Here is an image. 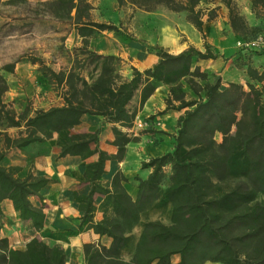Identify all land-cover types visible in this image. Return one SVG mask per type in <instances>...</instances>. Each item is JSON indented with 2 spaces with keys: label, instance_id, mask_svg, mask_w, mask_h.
<instances>
[{
  "label": "trees",
  "instance_id": "16d2710c",
  "mask_svg": "<svg viewBox=\"0 0 264 264\" xmlns=\"http://www.w3.org/2000/svg\"><path fill=\"white\" fill-rule=\"evenodd\" d=\"M201 1L116 0L119 7L129 5L146 13L164 7L184 15L202 32ZM221 1L229 10L230 30L239 39L264 33L261 23H248L234 0ZM5 2L31 5L29 0ZM34 4L36 15L43 10L74 25L84 37L95 29H106L132 39L118 24L94 21V6L88 0ZM250 8L254 18H263L264 0H250ZM212 16L211 13L209 19ZM147 17L150 22L158 21L151 15ZM78 49L83 60L75 59L70 69L59 71L41 57L25 58L38 65L39 82L57 89L65 101L61 106L39 109L32 116L23 112L17 117L6 109L3 97L9 84L0 71V217L2 201L10 199L28 227H43V206H34L30 197L39 195L49 179L32 173L19 177L18 168L4 167L1 162L12 148L44 141L56 133L60 157L88 159L98 155L97 160L86 164L84 180L92 185L91 198L96 191L105 193L100 204L103 219L94 226L111 242L108 246L86 244V264H264V70L251 65L254 57L264 56V51L239 49L235 55V62L246 73L244 85L236 81L224 83L196 64L218 57L208 45L204 51L190 45L179 53L158 44L148 46L158 55L157 63L144 71L133 67L127 79L119 72V56L101 55L86 46ZM14 69L13 63L3 67L11 73ZM160 84L169 86L165 111L184 110L176 131L166 134L170 136L171 149L143 162L144 169L152 170L145 178L136 177V197L116 179L112 190L104 189L100 181L109 156L98 147L100 130L73 133L71 129L86 114L104 116L114 124L121 154L128 138L116 124L131 126L137 114V108L132 107L137 94L142 107ZM8 127L25 130L10 136L5 130ZM92 210L90 203L88 211ZM6 246L7 240L2 239L0 264L66 261L64 247L39 237L31 238L23 249ZM175 256L179 259L174 263Z\"/></svg>",
  "mask_w": 264,
  "mask_h": 264
},
{
  "label": "crops",
  "instance_id": "0c3cea01",
  "mask_svg": "<svg viewBox=\"0 0 264 264\" xmlns=\"http://www.w3.org/2000/svg\"><path fill=\"white\" fill-rule=\"evenodd\" d=\"M89 2L94 6L91 10V15L96 16L94 21L113 22L118 25L123 21L116 0H89ZM206 5L210 7L204 9L203 6ZM216 7L224 11L226 6L221 0L201 1L200 8L203 11L202 19L204 21L202 32L188 22L184 15L170 11L176 20L173 24L155 25L159 36L156 37L154 43L167 48L171 53H179L190 45L204 51L205 46L208 45L218 54V57L196 62L202 70L214 67L217 71L220 67L224 74L232 65H235V70H237L239 66L235 62L236 56L230 57V55L238 51L234 41L239 38L230 30L228 17L209 20L207 12ZM205 11L207 12L204 13ZM177 15H181V17L179 18ZM207 20L208 23H206ZM256 23H261L264 26V16L261 19H254L253 16V24ZM181 33L187 38L182 45L179 44ZM66 39L78 48L86 46L88 50L101 55L119 56L118 67L123 79L131 76L133 67L144 71L157 63L159 59L158 55L150 51L146 44L122 38L114 31L106 29H95L92 35L84 37L79 34L74 25H71ZM251 65L264 70V56L254 57ZM24 67V64L16 63L15 73L21 75L19 72ZM61 69L67 68L60 67L57 71ZM245 81L246 79H241L240 83ZM168 94L169 86L160 84L142 107L139 106V94H137L132 102V107L137 108L132 125L116 124L128 138L121 154L119 153L120 146L115 141L114 124L107 121L104 116L86 114L82 117L81 123L71 129L73 133H94L100 130L98 147L109 156L100 181L104 189L112 190L113 181L116 179L120 186L124 187L130 195L136 197L138 191L136 177L145 178L152 170L144 169L143 162L171 149L170 136L166 134H173L176 131L177 120L184 110L169 109L165 111ZM55 101L46 109L61 106L65 102L61 95H55ZM137 120L147 122V125L132 133ZM60 151L55 133L44 141H36L21 148H12L3 158L1 164L4 167L18 168L17 176L25 177L32 173L36 176L46 177L49 182L40 190L39 195L30 197L34 206H43L45 213L43 227L39 230L27 226L19 217L10 199L2 201L0 242L2 239H6L7 248L23 249L31 238L39 237L47 243L60 244L64 247L66 251L65 264H86L84 252L86 244L108 246L111 242L110 237L102 235L99 229L94 226L103 219L100 204L105 198V193L96 191L91 198L92 185L84 180L86 164L97 160L98 155H93L88 159L72 155L60 157ZM90 203H92L93 210L89 212ZM178 259L175 256L173 262H177Z\"/></svg>",
  "mask_w": 264,
  "mask_h": 264
},
{
  "label": "rangeland",
  "instance_id": "374dc122",
  "mask_svg": "<svg viewBox=\"0 0 264 264\" xmlns=\"http://www.w3.org/2000/svg\"><path fill=\"white\" fill-rule=\"evenodd\" d=\"M34 3V1H31V5H13L6 3L5 0H0V71L4 73L9 84V89L5 92L3 100L6 109L12 110L17 117L23 112H27L28 116H32L37 110L46 109L56 102L55 95H60L59 91L51 85L39 82L38 65L26 61V57H41L56 70L60 67L68 69L75 59L83 60L82 58H84L78 47H75L66 39L71 29L70 23L57 20L51 17L50 14L43 12V10H41V15H36L37 6ZM234 3L238 12L246 18L249 24H253L250 1L234 0ZM209 7V5L203 6L204 9ZM118 11L123 18L119 25L123 32L132 38L126 37L125 39L134 40L147 46L157 44L154 43L156 37L159 36L155 23L173 24L176 20L174 15H171L170 11L164 7H160L152 13H146L125 5L119 7ZM211 13L213 15L211 19L213 20L225 16L229 19L227 7L224 11L219 7L208 11V18ZM262 13L264 12L262 11ZM149 15L153 16L155 21H158L155 23L150 22L149 17H147ZM177 16L181 17V15ZM91 17L92 19L96 18L92 15ZM206 23H208V20ZM186 39L185 35L181 33L179 44L182 45ZM234 44L238 49L237 52H239L237 40L234 41ZM237 52L230 55V57L236 55ZM12 63L15 66L16 63L24 64V69L19 72L21 75L16 74L15 69L13 73L3 70L5 65ZM219 68L217 71L214 67L207 69V71L214 73L216 77H220L224 83L232 80L240 82L241 79H246L245 71L239 67L235 70V65H232L224 74L222 69ZM90 69L91 67L88 70ZM87 72L85 73L87 74ZM242 84L246 85V81ZM5 130L10 136H17L25 130V127H8ZM217 138L219 141L222 139L221 136Z\"/></svg>",
  "mask_w": 264,
  "mask_h": 264
},
{
  "label": "built area",
  "instance_id": "2783aa9c",
  "mask_svg": "<svg viewBox=\"0 0 264 264\" xmlns=\"http://www.w3.org/2000/svg\"><path fill=\"white\" fill-rule=\"evenodd\" d=\"M237 46L240 50H251L257 49L264 51V33L258 34L257 36L250 39H238ZM147 125V122L142 120H137L134 123V128L132 129V133L135 131L144 128Z\"/></svg>",
  "mask_w": 264,
  "mask_h": 264
}]
</instances>
